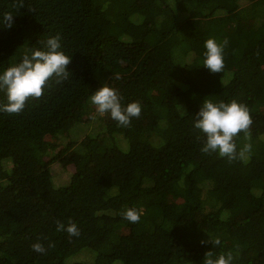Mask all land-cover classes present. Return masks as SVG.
Here are the masks:
<instances>
[{
    "label": "trees",
    "instance_id": "16d2710c",
    "mask_svg": "<svg viewBox=\"0 0 264 264\" xmlns=\"http://www.w3.org/2000/svg\"><path fill=\"white\" fill-rule=\"evenodd\" d=\"M5 13L0 68L57 34L72 59L67 79L0 112V264H203L210 250L264 264V0H0ZM209 38L227 41L222 73L203 66ZM105 83L142 105L129 126L90 103ZM204 99L249 109L245 159L201 151ZM73 159L59 186L54 167Z\"/></svg>",
    "mask_w": 264,
    "mask_h": 264
},
{
    "label": "clouds",
    "instance_id": "9594fccd",
    "mask_svg": "<svg viewBox=\"0 0 264 264\" xmlns=\"http://www.w3.org/2000/svg\"><path fill=\"white\" fill-rule=\"evenodd\" d=\"M14 23L15 16L10 13L0 17V24L6 27L10 28ZM226 44L227 41L219 43L214 38L204 42L203 66L211 73H222ZM71 59L72 56L62 50L61 37L57 34L48 37L41 46L25 51L20 62L0 68V90L6 94V102L0 104V112L19 113L24 110L26 101L30 97L39 98L43 94L44 86L51 78L54 77L58 81L67 79ZM89 100L99 115L109 114L119 126H129L132 119L139 117L142 111V105L138 101L124 105L117 89L107 83L97 88L90 95ZM251 124L249 109L236 100L217 103L204 99L193 120V127L204 135L201 151L215 152L220 157H227L230 161L237 158L245 159L246 154L250 152L251 145H246L237 152L234 137L240 132L247 133ZM122 216L127 221L136 223L140 220L141 213L135 208H128L122 212ZM57 231H65L69 236L80 234L76 223L65 225L63 222H58ZM211 243L219 246L221 240L211 239ZM32 249L37 253L46 252L41 242L33 243ZM233 259L231 251L214 255L210 250L206 252L203 264H232Z\"/></svg>",
    "mask_w": 264,
    "mask_h": 264
},
{
    "label": "rangeland",
    "instance_id": "374dc122",
    "mask_svg": "<svg viewBox=\"0 0 264 264\" xmlns=\"http://www.w3.org/2000/svg\"><path fill=\"white\" fill-rule=\"evenodd\" d=\"M91 116H88L87 117V119H92L93 118V115L92 114H90ZM73 125V122L72 123H70L68 126H67V128L68 127H70V126H72ZM89 126V125H88ZM257 127L258 128H260V129H262V127H263V124L262 123H258L257 124ZM92 128V127H91ZM91 128H88L87 126H86V129H90L89 131H88V134L89 133H91V134H89V135H92L93 134V131L91 130ZM77 130V129H76ZM76 130H74V131H76ZM85 130V129H84ZM73 131V132H74ZM86 131V130H85ZM261 131V130H260ZM77 132V131H76ZM85 133V132H84ZM83 138V137H82ZM58 140V139H57ZM54 141L55 142H58V141H56V139H54ZM60 141V140H59ZM70 142H73V141H66V144H68V143H70ZM74 152H75V154H78L79 152H78V150H76L75 149V151H71V154H74ZM75 159H73V161H71L69 164H66L65 165V163H62V166H59L58 164H56V166L54 167V170H55V172L56 173H58V185L59 186H63V185H65L66 183H68V181H69V179L67 180V181H64V180H66L67 178H68V173L69 172H71L72 173V170H73V167H74V164H75ZM68 170V173L66 172V171H64L63 172V170ZM61 175L62 176H64L63 178L61 177ZM70 178V177H69Z\"/></svg>",
    "mask_w": 264,
    "mask_h": 264
}]
</instances>
